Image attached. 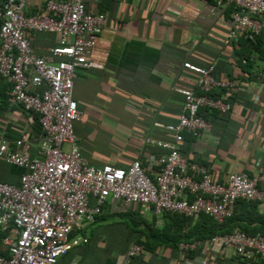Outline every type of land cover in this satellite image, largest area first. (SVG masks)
Listing matches in <instances>:
<instances>
[{
	"label": "crops",
	"instance_id": "obj_1",
	"mask_svg": "<svg viewBox=\"0 0 264 264\" xmlns=\"http://www.w3.org/2000/svg\"><path fill=\"white\" fill-rule=\"evenodd\" d=\"M47 1L26 0L25 14H44ZM85 3L89 13L105 17L103 32L93 37L94 46L84 53L96 66L77 69L73 82V99L82 113L76 123L87 126L75 137L78 141L81 135L92 136L97 143L89 149L84 140L78 142L90 166L127 168L140 159L146 170L150 167L151 155L161 151L147 140L173 139L166 127L178 123L183 105L175 89H196L198 76L183 67L189 62L203 68L213 65L215 78L233 80L237 87L215 92L230 103V111L203 110L208 128L196 137L185 134L181 154L204 165L219 184H227L237 172H264V85L258 83L264 73V14L258 36L226 44L234 10L230 4L216 7L211 0ZM27 38L38 56L49 55L58 45L54 33L28 32ZM37 118L11 101L10 85L0 76V139L14 148V141L24 136L36 156ZM22 172L0 159V183L18 185ZM175 226L177 219L155 216L150 207L108 199L95 223L82 232L87 244L73 248L57 264H258L239 261L231 249L219 245L186 253L158 238L161 231L176 233ZM3 236L0 229L2 256L7 254ZM138 238L146 248L127 260L126 252Z\"/></svg>",
	"mask_w": 264,
	"mask_h": 264
},
{
	"label": "built area",
	"instance_id": "obj_2",
	"mask_svg": "<svg viewBox=\"0 0 264 264\" xmlns=\"http://www.w3.org/2000/svg\"><path fill=\"white\" fill-rule=\"evenodd\" d=\"M211 1L216 7L234 6L226 44L260 34L264 0ZM85 2L48 0L44 14L27 15L26 0L0 1V76L10 85L11 101L38 116L40 131L34 157L24 136L14 141V148L0 139V159L23 170L18 185L0 183V229L7 252L0 255V264H57L73 248L87 244L82 232L95 223L108 199L150 207L155 216L172 212L197 220L205 215L217 224L234 215L239 201L264 203V172H237L227 184H219L204 165L189 161L179 150L185 134L196 137L208 128L203 110L226 114L231 109L214 93L231 92L237 84L215 78L213 65L183 63L198 76L196 89H175L183 105L178 123L166 127L173 139L147 140L161 151L151 155L147 170L140 159L127 168L88 164L76 144L73 125L82 113L73 99V82L77 69L96 66L84 53L103 32L105 17L89 13ZM28 32L54 33L58 45L49 55L38 56ZM258 83L264 85V73ZM206 245L231 249L242 262L264 260V238L238 228L204 241L181 242L178 248L191 253ZM142 251V245L132 244L127 260Z\"/></svg>",
	"mask_w": 264,
	"mask_h": 264
},
{
	"label": "trees",
	"instance_id": "obj_3",
	"mask_svg": "<svg viewBox=\"0 0 264 264\" xmlns=\"http://www.w3.org/2000/svg\"><path fill=\"white\" fill-rule=\"evenodd\" d=\"M214 96L221 97V95L217 93H214ZM163 215L172 220L177 219L179 226H175L174 228V232L176 233L168 235L161 231L158 238H165L171 241L176 248H178V244L181 242L208 240L217 234L222 235L230 233L235 228L250 235L259 234L264 238V203L239 201L234 215L226 219L222 224H217L213 219L205 215H201L196 221L172 212H165ZM136 242L138 243L135 244H140L143 248H146L144 241L140 238H138ZM3 256H7V254ZM261 264H264V260L261 261Z\"/></svg>",
	"mask_w": 264,
	"mask_h": 264
},
{
	"label": "rangeland",
	"instance_id": "obj_4",
	"mask_svg": "<svg viewBox=\"0 0 264 264\" xmlns=\"http://www.w3.org/2000/svg\"><path fill=\"white\" fill-rule=\"evenodd\" d=\"M77 125H80L79 128H77ZM73 127H74V132H75V134H76V133H79V134L82 133V134H83V133H84V130H87V126H86L85 128H83V127H81V124H78V123H76V122L74 123ZM88 128H89V131L92 129L91 126H89ZM75 136H76V135H75ZM83 140L88 144V148H89V149H93L94 146L97 144V143H95V141L92 140V136H91V137H86V135H85V136L81 135V136L78 138V141H77V139H76V144H77V147H78L79 149H80V146H79V143H78V142L82 143ZM100 144H102V143H99L98 145H100Z\"/></svg>",
	"mask_w": 264,
	"mask_h": 264
}]
</instances>
